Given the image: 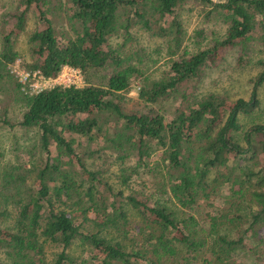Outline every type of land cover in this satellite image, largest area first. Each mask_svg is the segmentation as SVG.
<instances>
[{"label": "trees", "instance_id": "16d2710c", "mask_svg": "<svg viewBox=\"0 0 264 264\" xmlns=\"http://www.w3.org/2000/svg\"><path fill=\"white\" fill-rule=\"evenodd\" d=\"M20 1L12 13L15 28L0 31V126L15 125L8 113L18 106L19 125L37 129V163L0 168V264H248L252 255L264 256V70L252 79L248 100L230 102L217 93L191 100L188 94L224 51L237 49L244 66L254 45L264 46V0ZM189 1L210 8L208 16L220 19L224 32L202 27L191 40L179 14ZM54 2L68 11L71 34H57ZM33 5L41 28L29 35L33 58L25 61L15 43ZM135 27L164 40L169 61L160 73L149 69L151 57L135 40ZM115 36L123 38L116 47L110 43ZM19 58L45 78L57 77L64 66L79 68L86 83L25 92L9 67ZM110 64L116 71H105ZM133 78L140 82L139 99L150 107L143 113L123 105L122 92ZM177 101L172 112L160 105ZM82 138L106 141L122 165L121 190L101 168L88 166L76 145ZM159 150L160 160L151 163ZM131 155L135 165H125ZM213 196L235 212H206L204 204L215 206ZM248 200L257 210L246 204L248 216L236 213ZM227 218L235 224L249 219V226L232 239L221 233ZM47 242L62 247L53 261ZM75 245L87 258L72 255Z\"/></svg>", "mask_w": 264, "mask_h": 264}, {"label": "rangeland", "instance_id": "374dc122", "mask_svg": "<svg viewBox=\"0 0 264 264\" xmlns=\"http://www.w3.org/2000/svg\"><path fill=\"white\" fill-rule=\"evenodd\" d=\"M20 4V0H0V31L3 30L5 33H9L15 28V18L12 16V13L16 11ZM52 4L50 17L55 23L58 31L57 34L59 36L64 32L71 34L66 17L68 11H65V9L59 7V3L54 2ZM209 9L210 8L205 7L202 4L195 3V1L186 2L180 7L179 14L188 36L192 37L191 40L194 39L195 30L202 27L208 28L207 30H214L220 34L224 32L225 25L222 21H220V19L216 17H209ZM37 15L38 10L36 9V6L33 5L28 11L25 28L23 31L18 32L16 39L15 48L21 53L22 57L25 58V61H29L33 58L28 42L29 35L35 32L38 27L41 28ZM132 33L135 40L139 42L138 44L144 47L151 57V60L147 61L149 69H157V73H160L167 66L169 61L166 50H164V40L159 37L152 36L142 27L133 28ZM191 40L188 39V42L191 43ZM121 41H123V38L115 36L110 40V43L112 46L116 47L118 43H121ZM131 44L132 43H129L127 48H130ZM158 47H161L159 52H157ZM251 53V62L244 66H239L237 61L239 53L237 49H228L224 51L217 64L205 72L203 79L200 83H198L196 88L193 89V86H188V94H190V99L199 100L210 93H217L224 96L227 101L230 102L241 97L248 100L251 96L253 87L252 79L255 78L260 71L264 70V65L262 62H260L264 61V46L255 44ZM9 67L11 68V73L14 75V77L23 84V90L28 93H37L56 85L69 86V84L72 83L71 85L80 87L84 86L86 83V77L82 70L77 77L75 73H71L68 70L64 77V75H61L63 74L62 68L59 75L49 81L50 78H45L44 76L40 75L38 71L26 69L24 65H22V58L17 59L15 63H12ZM105 71H116V66L114 64H110ZM26 73L32 74L26 78ZM133 79L134 80L130 88L127 91L122 92L123 105L127 111H138L139 113H143L148 111L150 107L139 99L140 82L136 80V78ZM74 81L77 83L73 84ZM259 97L264 101L263 87L259 89ZM160 105L163 107L165 106L167 111L172 112L177 106L181 105V101ZM4 106L5 100H0V116L3 114ZM150 106L154 109L160 107H153L152 105ZM261 115L262 117L260 118V121L264 122V111ZM8 117L15 125L10 126L3 124L0 126V168H3L8 163H14L18 165L23 164L24 166H31L33 163H37V159L32 154L34 153L32 149L38 139L37 129H27L19 125L18 122L21 119V109L18 106H13L10 108ZM256 117L258 116L256 115ZM256 121L259 122V119ZM245 122L248 125L251 123L249 120H245ZM105 143L106 141L103 139L99 141H91L84 138L79 140L76 139V145L79 149L78 151L82 152L83 154L86 153L85 158L88 166L97 169L101 168L104 172V177L109 179L110 183L118 192V190L123 188L119 178L121 175L120 169L122 165L120 161H117L113 156L109 155V150L106 148ZM94 151H99V153L92 155ZM161 153L162 152L160 150L154 152L152 156L148 158V160L151 161V163L154 161H159ZM263 158L264 156L262 155V159ZM136 159L137 158L134 155H131L126 159L125 165H135ZM132 180L137 181V176H134ZM125 192L128 194L130 192V188H126ZM228 193V190H223V195H228ZM161 198V201H168L167 196H162ZM212 201L215 206L204 204V210L206 212H212L214 215L230 213L231 211L235 212L234 208H232L228 202H224V200L218 196H213L211 198V202ZM169 204L171 208L178 210L176 203L170 202ZM246 204L250 206L251 212L257 210L258 208L257 205L248 200L247 202L242 203L241 210L236 213H241L244 216H248L250 209H246L244 207ZM248 220L249 219H245L243 224H235V222L227 218L221 226V233H225L227 231L232 239H236L238 237V231H242L249 226ZM260 230L262 233H264V227H261ZM249 246L250 244H247L245 250H249ZM44 249L46 250L45 252L49 261H53L57 254L62 251L61 246L51 242L45 243ZM261 251L264 255V246L261 248ZM71 253L73 256L82 258H87L89 255V253L84 250L82 245H75L71 250ZM0 257L5 258L2 252L0 253ZM261 257L264 258V256L261 254L260 256L257 254L255 256L252 255L251 261H249L248 264L254 262H260V264H263L264 260L261 261ZM196 264H201V261L196 262Z\"/></svg>", "mask_w": 264, "mask_h": 264}, {"label": "built area", "instance_id": "2783aa9c", "mask_svg": "<svg viewBox=\"0 0 264 264\" xmlns=\"http://www.w3.org/2000/svg\"><path fill=\"white\" fill-rule=\"evenodd\" d=\"M70 71L71 73H75L76 74V77L81 73V69H79V68H75V67H71V66H64L63 67V74H61V75H64V77H65V75L67 74L66 72L67 71ZM27 75V77L26 78H28V76H30V74H32V73H26ZM52 80V78H50L49 79V81H51ZM77 82L76 81H74L73 82V84H76ZM72 84V83H71ZM71 84H69V86L71 85Z\"/></svg>", "mask_w": 264, "mask_h": 264}]
</instances>
